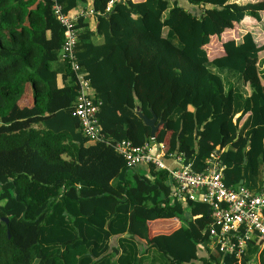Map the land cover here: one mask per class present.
I'll list each match as a JSON object with an SVG mask.
<instances>
[{"label":"trees","instance_id":"trees-1","mask_svg":"<svg viewBox=\"0 0 264 264\" xmlns=\"http://www.w3.org/2000/svg\"><path fill=\"white\" fill-rule=\"evenodd\" d=\"M109 1L0 0V264H264L263 240L240 260L210 252L208 207L174 200L167 172L129 170L113 149L161 146L194 172L216 154L226 187L261 192L264 0H114L105 13ZM54 4L69 18L92 11L76 23L75 55L108 144L83 137L72 116ZM137 108L162 120L154 139ZM169 220L180 227L150 235Z\"/></svg>","mask_w":264,"mask_h":264},{"label":"built area","instance_id":"built-area-1","mask_svg":"<svg viewBox=\"0 0 264 264\" xmlns=\"http://www.w3.org/2000/svg\"><path fill=\"white\" fill-rule=\"evenodd\" d=\"M117 1V0H116ZM114 0L107 3L105 13H109ZM52 12L62 28L63 43L59 57L69 64L76 84V96L72 116L78 120L81 134L91 142L108 144L100 131L97 114L100 102L90 96V86L76 61V48L79 42L76 23L92 15L91 10H82L72 18L62 13L54 4ZM113 149L125 162L127 169L138 165H151L157 171L167 172L173 184L171 197L179 202H200L208 207L207 225L210 252L232 255L237 260L245 254L248 243L263 240L264 243V190L252 195L241 186L228 188L223 183L224 167L216 154L206 160L205 170L194 172L181 156L174 157L178 167L169 169L164 161L162 147L145 143L134 146L129 141L113 144Z\"/></svg>","mask_w":264,"mask_h":264},{"label":"crops","instance_id":"crops-1","mask_svg":"<svg viewBox=\"0 0 264 264\" xmlns=\"http://www.w3.org/2000/svg\"><path fill=\"white\" fill-rule=\"evenodd\" d=\"M172 1L176 2L179 7H182L185 9H191L192 8L190 5H188L186 0H172ZM84 10H86V9H84ZM194 10L196 11L197 9L194 8ZM95 25H96L95 21H91V20L89 21L88 26L90 29H94ZM57 85L60 86L59 77L57 78ZM31 104H32L31 90H30V87L27 86V88L25 89L24 95L22 96V99L19 101V105L30 106ZM35 128H38V127L35 126ZM164 163L169 169H176L178 167L177 163L175 162L174 157L166 159L164 161ZM240 184H242V182H240ZM237 187H239V186H237ZM263 188H264V185L262 186V190H263ZM178 227H180V222H178L176 220L155 221V222H152L150 224L149 233H150V235L166 234V233L171 232L172 230H175Z\"/></svg>","mask_w":264,"mask_h":264},{"label":"water","instance_id":"water-1","mask_svg":"<svg viewBox=\"0 0 264 264\" xmlns=\"http://www.w3.org/2000/svg\"><path fill=\"white\" fill-rule=\"evenodd\" d=\"M135 115L141 120V122H142V124L144 126L149 128V130H150V138L154 139L155 138V134L158 131V128L163 124L162 120L159 119L157 121V118H156L155 115H152L151 118H147L146 116H144L142 114V111H141L140 108H137L135 110ZM263 181H264V178H263ZM0 221L6 224L8 220L6 218H3Z\"/></svg>","mask_w":264,"mask_h":264},{"label":"rangeland","instance_id":"rangeland-1","mask_svg":"<svg viewBox=\"0 0 264 264\" xmlns=\"http://www.w3.org/2000/svg\"><path fill=\"white\" fill-rule=\"evenodd\" d=\"M245 2H246V1H245ZM261 19H262L261 23H258V25H257L256 27L261 26V28L263 29V28H264V14L261 15ZM241 30H244V28L242 27ZM263 30H264V29H263ZM260 38H261V37H260ZM211 43H213V44H211L212 46H211L210 48L213 49V46L216 45V49H218V47H219V43H218V42L213 41V42H211ZM258 70H259V73H260L261 75L264 74V65H263L261 62L258 63ZM114 242H115V240L112 241L111 245H114ZM156 257H157V259H160L161 262L164 261V258H163L162 256H159V254H158V255L156 254Z\"/></svg>","mask_w":264,"mask_h":264}]
</instances>
